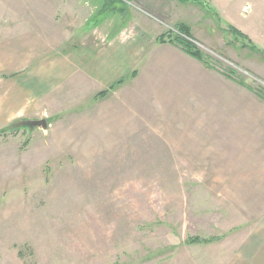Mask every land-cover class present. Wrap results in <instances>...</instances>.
<instances>
[{"label":"rangeland","instance_id":"1","mask_svg":"<svg viewBox=\"0 0 264 264\" xmlns=\"http://www.w3.org/2000/svg\"><path fill=\"white\" fill-rule=\"evenodd\" d=\"M8 1L49 14L38 1ZM234 1L264 13V0ZM59 3L52 33L106 19L128 52L140 31L149 44L162 33L187 38L182 19L211 72L235 81H136L135 129L121 125L122 105L101 118L89 101L54 111L47 130L11 122L0 135V264H264V182L244 160L264 125V75L253 69L264 53L195 2ZM195 236L215 240L188 242Z\"/></svg>","mask_w":264,"mask_h":264},{"label":"crops","instance_id":"2","mask_svg":"<svg viewBox=\"0 0 264 264\" xmlns=\"http://www.w3.org/2000/svg\"><path fill=\"white\" fill-rule=\"evenodd\" d=\"M37 1L48 7V15L21 14L13 10L11 1L0 0V129L16 119L57 118L62 112L59 108L77 109L87 101L100 107L96 114L101 118L113 113L114 104L117 108L122 105L121 125L135 129L136 81H235L220 73L216 76L180 45L157 42L164 33L154 35L153 45L144 40L146 31H140L142 35L137 32L136 48L130 52L125 51L119 35H114L115 27L106 19L100 21L102 26L96 32L97 28L89 32L84 28L85 32L74 35L54 34L51 25L61 23L51 13L60 10L59 0H34V4ZM206 1L225 22L264 49V13H249L246 4L234 0ZM183 3L198 7L193 2ZM67 44H71L68 49ZM257 66L253 69L264 75V67L260 70ZM120 80L123 82L118 83ZM104 90H108L107 95L97 96ZM225 101L231 109V102L236 105L237 100ZM251 107L244 106V110ZM256 109L263 110L260 118L264 122V107ZM54 111L60 113L54 115ZM255 130L257 136L252 131L246 145L251 153L244 160L247 166L259 167L256 173L264 182V125Z\"/></svg>","mask_w":264,"mask_h":264},{"label":"trees","instance_id":"3","mask_svg":"<svg viewBox=\"0 0 264 264\" xmlns=\"http://www.w3.org/2000/svg\"><path fill=\"white\" fill-rule=\"evenodd\" d=\"M182 2H195L198 3L200 5H202L204 8H206V10L210 11L212 14L216 15L217 17H220L219 14L217 12H215L209 5V3L206 0H180ZM229 27L231 28L232 32L235 34H238V36L244 38V40H246L247 42V47H249L251 50L255 51V52H260V53H264V49L259 47L258 45H256L248 35H246L244 32H242L241 30L235 28L232 25H229ZM189 28L186 27V25H180L179 26V31L180 33L186 35L187 38H192L189 37L190 36V32L188 30ZM185 37H180L179 35H177V37H174L171 34H162L159 38L158 41L160 43H166V42H170L173 44H178L180 45L189 55L194 56L196 58H198L200 61L204 62L206 65H209V61L206 59V57L200 52V50H198L197 46L192 43L191 40L187 39ZM137 74V73H136ZM227 76H233L231 74H227ZM123 81H118V83H122ZM115 86V85H114ZM113 85L110 88L114 87ZM108 90H104L100 93H98L97 96H105L107 95ZM258 95L264 100V91H258ZM16 123V121L14 122ZM14 123L10 124L9 126H6L2 129H0V135L5 134L6 131H8L10 128L15 127V125H13ZM215 238H208V239H202L199 236H195V237H191L189 239L188 242L190 243H209L214 241Z\"/></svg>","mask_w":264,"mask_h":264},{"label":"water","instance_id":"4","mask_svg":"<svg viewBox=\"0 0 264 264\" xmlns=\"http://www.w3.org/2000/svg\"><path fill=\"white\" fill-rule=\"evenodd\" d=\"M26 123L32 125V126H37V127H42L43 130L48 129L49 123L47 122L46 118H40V119H26L24 120Z\"/></svg>","mask_w":264,"mask_h":264}]
</instances>
